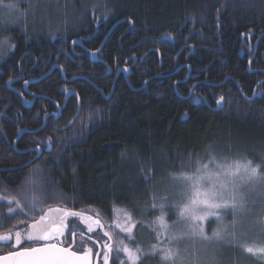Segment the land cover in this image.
<instances>
[{"label": "trees", "instance_id": "obj_1", "mask_svg": "<svg viewBox=\"0 0 264 264\" xmlns=\"http://www.w3.org/2000/svg\"><path fill=\"white\" fill-rule=\"evenodd\" d=\"M52 1L44 26L21 19L0 29V39L10 37L15 45L0 57V188L5 196L19 187L21 192L22 178L39 169V188L47 197L39 207L99 214L104 226L114 206L125 209L140 222L135 239L126 237L135 249L154 242L152 221L161 210L151 205L168 194L163 188L170 173L194 171L196 159L207 162L210 152L218 159L242 154L264 173V97L253 95L264 92V0ZM94 52L96 61L90 58ZM118 68L130 72L115 75ZM25 81L31 82L28 93ZM62 88L76 94L64 106ZM193 88L197 102L189 95ZM77 98L80 112L66 127L78 111ZM24 99L32 106L25 108ZM57 107L61 116L44 124L45 113H56ZM19 129L28 133L20 134L14 148ZM45 142L51 152L23 167L36 157V144L45 147ZM234 219L224 217L230 232ZM214 221L207 222V233L216 227ZM106 230L111 233L109 226ZM234 231L235 239L226 236L213 264H264L241 247L253 241L264 246L261 228H255V238L236 224ZM104 232L99 228L98 235L90 234L92 242H84L93 248V258L100 250L98 264L104 244L114 243ZM67 233L64 246L80 239ZM117 255L111 253V264H120ZM140 264L162 262L159 254L143 255Z\"/></svg>", "mask_w": 264, "mask_h": 264}, {"label": "snow or ice", "instance_id": "obj_2", "mask_svg": "<svg viewBox=\"0 0 264 264\" xmlns=\"http://www.w3.org/2000/svg\"><path fill=\"white\" fill-rule=\"evenodd\" d=\"M20 3L29 4V9L32 7L30 0H9L8 3L0 0V9L6 10L0 11V29H6L10 24H17L21 19L27 21L29 9L20 8ZM105 19H107V14ZM14 47L15 45L10 43V37L0 39V49L10 51ZM7 51H4L3 55H7ZM117 70L120 71L119 68ZM123 71L127 72L129 69L124 68ZM25 83L28 82L25 81ZM253 95L264 97V92H253ZM223 100V96L217 100L218 107L222 106ZM47 115L48 113H45V116ZM18 131L23 130L19 129ZM48 139L51 141L52 138L49 137ZM36 147L39 149L43 145L37 143ZM208 155L207 162H202L200 158L196 159L194 171L169 174L170 178L178 185L175 193L178 199L175 203H169V195L165 194L159 197L162 201L159 205L156 203L151 205V210L155 211L157 207L161 210V215L154 218L151 227V231L155 233V239L160 243H163L162 236L171 245L172 242L178 241L186 235L183 233L180 235L169 234L172 226L166 221V213L163 211L165 208L177 210L178 221L187 224L191 236H198L201 240L209 243L225 241L226 236L235 239L236 221L233 220L231 225L233 231L230 232V226L224 224V214L231 213L234 218L246 214L248 205L244 197L240 195V189L249 185H264V173L260 171L262 166H253V162L242 154L235 158L221 157L220 159L211 152ZM189 160L191 161V156ZM38 171L39 169L34 170L32 176H35ZM32 176L27 177L25 181L31 188V196L27 189L21 190L19 198L16 196H0V199H7L9 204H15V207L8 208V213L14 214L17 209L25 212L26 207L28 209L26 215L37 210L42 213L39 219L31 217L32 223L28 225L25 232H15L13 247L21 246L20 250L9 252L6 256H0V262H3V264H91L93 248L85 245L84 232L79 230V224L75 220L69 218H79L87 225V232L94 233L97 228L102 229L104 227L98 218L99 214H97V218H94L86 215L83 211H73L68 207H48L46 210L39 207L47 197L39 188L38 181L33 179ZM148 178L145 177V179ZM53 195L54 198L63 199L62 195L55 193ZM153 199L156 200L157 197L154 196ZM114 211H117L115 206ZM143 211H147V209ZM124 215L125 222L123 224L115 223V228L119 229L120 233L126 234L131 241L135 239L133 229L140 222H133L132 215L126 211ZM212 218L218 222V227L211 235H208L204 223ZM109 227L111 228L112 225H109ZM73 228L77 231H72ZM66 232H71L73 237L77 235L80 237L79 249H83L82 251L79 249L74 250L76 247L75 240L72 244L64 246ZM104 236L108 237L110 241L113 240V235L108 231L104 232ZM87 239L91 241L92 237L88 236ZM11 242V233L0 234V243L9 244ZM24 242H31L35 246L23 247ZM103 247L106 249L103 253L104 264H109V256L113 251H116L117 254L122 252L126 257L125 260L120 261V264H140L143 255L156 254H160L162 264H177L178 261L182 264L179 250L171 246L162 248L159 244L154 243L150 245L148 253H143L141 248H130L124 240H118L115 246L106 243ZM241 247L244 251L254 255L257 253L264 254V247L254 248L243 245ZM96 255H100V253H96ZM208 264H213V261L210 260Z\"/></svg>", "mask_w": 264, "mask_h": 264}, {"label": "rangeland", "instance_id": "obj_3", "mask_svg": "<svg viewBox=\"0 0 264 264\" xmlns=\"http://www.w3.org/2000/svg\"><path fill=\"white\" fill-rule=\"evenodd\" d=\"M4 1L6 3L9 2V0H4ZM52 2H53L52 0H30V3L32 5V7L30 9H29V4L23 3V5H26L25 9H29L27 21L25 22L23 20V24H25V23L31 24L35 27L44 26V24H45L44 18H47V15H50L49 12H46L47 11L46 6H47V4H50ZM0 11H6V10L0 9ZM4 51H7V50L6 49H0V57L4 56L3 55ZM227 157H229V156H227ZM230 157H233V156H230ZM233 158H235V157H233ZM33 172L34 171L30 172L28 177L32 176ZM32 178L38 181V186H39L40 182H39V178H37V175L35 174V176H32ZM177 187H178V185L172 179H170V181H168L167 184L164 186V188H163L164 191H166V193L169 194V201H168L169 203H175L177 201L178 197L175 195V193L177 191ZM23 189H27L29 191V195L31 196V188L26 183H25ZM240 195L243 196L244 199L246 200L247 205H248V210H247L246 214H244L242 216H238V219L236 221L237 228L239 230H241L240 232H242L243 235L248 234V235H251L253 238H255L257 236V235H254L255 228H257L258 226H259V228H261L262 232L264 233V185L256 184V185H249L247 187H242L240 189ZM167 209H170L171 212L166 211L165 212L166 217L168 215L174 216L173 221H170V222L167 221V223L170 226H172L169 234L170 235H172V234L180 235L183 233L186 235H184V237L182 239L175 241V242H172L171 245H169V241L164 239L163 236L161 237V240L163 241V243H160L159 241H157L155 239V233L152 231L153 234L151 235V239L154 240V242L150 243L149 245L156 243V244H159V246L162 248L171 246L173 248L178 249L179 253H180V257L182 258V264H208V262L210 260L213 261V263H216L220 259L219 254L217 253L218 251H220L219 246H223L225 241H222L220 243H209V242L201 240L198 236H191L189 233V228H188L187 224L184 222L178 221V216L176 214L177 210L173 209V208H167ZM125 211H126L125 209H122V210L117 209V211H115L113 213L111 218H109V220H106L105 226L103 227V230L107 231L106 230L107 227L109 225H112L111 234L113 235V241H114L113 246H115L116 241L124 240L125 244H127L130 247L128 240H126L127 235L124 233H120L119 229L115 228V223L119 222V223L123 224L125 222V219H126L125 215H124ZM83 212L86 215H90V216H93L94 218H96V215L92 214L91 212H89V213H87L86 211H83ZM230 214L231 213L224 214V217H227V215H230ZM256 215H259V217L257 216L258 219L256 218ZM69 219L75 220L76 223L79 224V227L81 228V230L83 232L87 233V231L84 230V226L87 227V225L84 224L82 221H80L79 218H69ZM132 219H133V222H135L134 218H132ZM207 222L208 221H206L204 223L205 231H206ZM214 223L216 224L215 225L216 227L213 229V231L215 229H217V227H218V222L216 220L214 221ZM109 229H110V227H109ZM18 231L23 233L24 229L18 230ZM133 231H134V229H133ZM212 232L211 233L206 232V234L211 235ZM67 234L68 233L66 232V235ZM92 234L98 235L99 234V228H97L95 230V232ZM67 242H68V240H67ZM77 243H79V245H80V241ZM245 244H246V246H252L254 248L264 247L262 244L254 245V241H253V243L252 242H246ZM85 245L87 247H90V245H88L87 243H85ZM149 245L147 244L146 246H149ZM146 246H144V244H140L137 247L146 248ZM77 249H79V248H77ZM79 250L82 251L83 249H79ZM141 250L143 253H146L147 251H150V246H149V249L143 250L141 248ZM104 252H105V248L103 247V250L101 251L102 254L100 256L101 258L103 257ZM252 256L259 258V260H261L264 263V254L257 253L255 255L252 254ZM125 259H126V257L124 256V254L122 252H120L117 255V260L119 262L122 260H125ZM102 260H103L102 264H104V257L102 258ZM177 264H181V262L178 261Z\"/></svg>", "mask_w": 264, "mask_h": 264}, {"label": "flooded vegetation", "instance_id": "obj_4", "mask_svg": "<svg viewBox=\"0 0 264 264\" xmlns=\"http://www.w3.org/2000/svg\"><path fill=\"white\" fill-rule=\"evenodd\" d=\"M248 51L252 52L251 46H250V48L248 47ZM127 72H126V74H127ZM193 92H194V88L189 91V95L193 96ZM192 98L195 99L196 97L193 96ZM27 101H31V100H27ZM31 103H33V102L31 101ZM80 104H81V102H80ZM31 106H32V104H31ZM50 115L51 114H48V117L45 120H43V122H45L47 119H49ZM45 150H46V146L45 147L43 146L41 148V157L43 154H46ZM22 180H24V183H25L26 178H22ZM2 184H3V181L0 180V185H2ZM23 187H22V189H23ZM17 189L18 190H16V192L12 193L10 196H16L17 197L18 194H20L19 189H21V188L19 187ZM0 196H5L4 191H2L1 188H0ZM7 197H9V196H7ZM0 202L1 203L3 202V206H4V209L0 210V234H8V233L12 234V242L11 243H9V244L0 243V256H2L4 254H8L9 252L20 250L21 246H16L15 248L13 247V245L15 244V232H17L18 230H23V229L25 232L28 228V225L32 223V219H31L32 216L30 215V213H28L27 215L25 214L28 212L27 207L25 208V212H21L19 209H17L14 214L8 213V208L9 207H15V204H9V201L7 199H0ZM86 228L87 227L84 226V230L87 231ZM79 229L81 230L80 227H79ZM88 234H92V233H88ZM84 235H86V234H84ZM86 236L84 237V242L86 241V242L90 243L94 240L92 237L91 241H89L87 238H88V236H91V235H86ZM72 238H73V236H72ZM76 240H77V238H76ZM79 240H77V241H79ZM70 243L72 244L73 241H71ZM76 245H77V243H76ZM22 246L28 247V246H35V245L31 244V242H24L22 244ZM99 251L100 250H98L97 252H99ZM94 258H96V256ZM94 258H93V261H94Z\"/></svg>", "mask_w": 264, "mask_h": 264}, {"label": "water", "instance_id": "obj_5", "mask_svg": "<svg viewBox=\"0 0 264 264\" xmlns=\"http://www.w3.org/2000/svg\"><path fill=\"white\" fill-rule=\"evenodd\" d=\"M74 42V41H73ZM75 43H77L76 41H75ZM147 55V54H146ZM91 60L93 61H96L97 60V54L94 52L92 55H91ZM136 62V58L134 57L133 58V63H135ZM123 69L124 68H122V69H120V71H117V73L116 74H118L119 72H122L125 76H126V72L125 71H123ZM129 69V68H128ZM53 69H51L50 70V72L52 71ZM50 72L49 73H47L46 75H44V76H42V77H40L39 78V80H41L43 77H45V76H47V75H49L50 74ZM128 72H130V69H129V71ZM39 80H36V81H32L33 83H35V82H39ZM31 82H28L27 84H24V86H23V90H25V92L26 93H28V90H27V87H28V85L30 84ZM10 83H8V85H9ZM63 89V92H65V98H64V104H63V106L67 103V101H68V98L70 97V96H72L73 94L74 95H76L75 94V92L73 91H65L66 90V88H62ZM109 97V96H108ZM107 97V98H108ZM253 98V97H252ZM252 98H250V100L252 99ZM78 99V98H77ZM24 101V106H25V108H29L30 106H31V101H27V100H23ZM195 102H197V99H195ZM62 106V107H63ZM217 108L218 109H220L221 107H218L217 106ZM80 100L78 99V108H77V113L75 114V116H74V118L71 120V123H69L66 127H69L70 125H72L73 123H74V120H75V118L78 116V114H79V112H80ZM61 108L60 107H57V112L56 113H51V115H50V117H55V118H58V117H60L61 116ZM54 114V115H53ZM48 117V115L47 116H45L44 117V119L43 120H45L46 118ZM44 123V122H43ZM45 124V123H44ZM66 127H64V128H66ZM23 131H19V133L17 134L18 135V137H17V139L13 142V146H14V148H16V146H15V144H16V142H17V140L19 139V137H20V134L21 133H23V132H27L28 133V131L26 130V129H22ZM37 131V130H36ZM32 132H35V131H32ZM45 146H46V153H50L51 152V150H52V146H51V144H49L48 142H45V143H43ZM33 150V149H32ZM34 150L37 152V154H36V157H34L30 162H28L27 164H25L23 167H28V166H30L34 161H36V160H38L40 157H41V148H34ZM21 152V151H20ZM23 152H25V151H23ZM38 157V158H37ZM105 251H106V249H105ZM99 253V252H98ZM7 254H4V255H2V256H6ZM98 256L99 255H97L96 256V258H94V261H93V257L91 256V264H98ZM110 261H111V254H110V256H109V264H111L110 263ZM0 264H3V262H0Z\"/></svg>", "mask_w": 264, "mask_h": 264}, {"label": "bare ground", "instance_id": "obj_6", "mask_svg": "<svg viewBox=\"0 0 264 264\" xmlns=\"http://www.w3.org/2000/svg\"><path fill=\"white\" fill-rule=\"evenodd\" d=\"M117 71H118V70H117ZM117 71H116V73H117ZM116 73H115V75H117Z\"/></svg>", "mask_w": 264, "mask_h": 264}]
</instances>
